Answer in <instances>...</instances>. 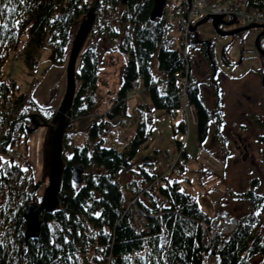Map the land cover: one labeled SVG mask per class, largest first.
Here are the masks:
<instances>
[{"label": "trees", "instance_id": "trees-1", "mask_svg": "<svg viewBox=\"0 0 264 264\" xmlns=\"http://www.w3.org/2000/svg\"><path fill=\"white\" fill-rule=\"evenodd\" d=\"M247 3L249 12L264 14V0ZM99 4L117 8L120 0H99L95 14ZM153 4L154 0H127L119 18L121 29L109 32L116 50L127 59L113 107L105 114L110 120L118 117L120 121H95L88 130V145L74 148L69 159L62 156L61 196L66 195V200L40 217L38 237L26 242L23 214L27 206L40 203V189L35 192L32 169L15 148L23 143L24 135L28 136L30 126L35 128L31 116L40 115L41 109L32 100L31 90L20 94L11 78L4 79L2 68L15 53L23 57L33 74L46 47L52 49L55 63H62L70 53L81 21L93 6L86 0H0V234L4 241L0 264H156L161 254L164 264H208L206 259H215L218 264H254L255 259H260L264 264V238L258 234L257 215L264 207V197L256 196L252 189L237 195L227 188L225 193L229 191L233 199L246 203L248 213L238 219L233 233H213L209 228L202 229L201 224H210L221 210L209 216L200 209L196 198L181 191L177 181L170 183L166 177L151 174L144 169L146 163L135 171L134 160L148 138L143 119L137 123L135 137L122 151L102 145L108 124L109 128L123 127L131 118L126 113L127 100L132 85L140 79L156 110L177 113L181 109V89L174 74L183 69L182 63L178 50L170 49L165 41L171 26L164 17L150 20ZM97 75L95 44L82 47L76 63L72 119L89 117L99 101ZM186 95L195 106L198 140L202 144L208 125L216 120L215 112L209 114L201 104L199 89L191 76ZM216 112L218 122L220 110ZM178 127L184 132L183 122ZM176 146L180 149L182 143L176 141ZM179 153L183 163L173 165L169 170L172 174L180 173L186 165L184 148ZM75 166L85 171L79 186L72 181L71 169ZM122 173L144 184L130 198L125 197L118 180ZM134 199L137 202L131 206ZM164 237L169 239L166 250L160 248ZM91 253L94 257L89 259Z\"/></svg>", "mask_w": 264, "mask_h": 264}, {"label": "rangeland", "instance_id": "rangeland-1", "mask_svg": "<svg viewBox=\"0 0 264 264\" xmlns=\"http://www.w3.org/2000/svg\"><path fill=\"white\" fill-rule=\"evenodd\" d=\"M97 1L86 0V3L94 7ZM199 1L204 4L213 3L208 0ZM179 2L180 0H166L165 11L168 12L169 17L171 10ZM187 2V0H182V7L185 6V10L189 13L194 9L195 1L191 0L186 4ZM234 3H245L246 6L248 4L247 0H236ZM124 4L126 3H122L120 0V5L117 8H113L109 4L102 6L99 4L96 9L94 26L92 25L85 39L83 49L95 44L98 57L96 97L99 101L89 117H81L77 120L73 118V120L70 116L67 119L68 125L65 127L62 149V156L66 159L72 157L74 148L88 145V130L95 121L101 118L112 124L120 121L118 117L110 120L105 117V114L113 107V99L121 84V72L127 60L116 50L114 42L109 38L111 30L121 29L119 18ZM249 13L264 16L262 13L252 11ZM174 16L175 14H173ZM214 16H222L224 20L227 17H230L231 20L235 19L233 15ZM173 17L166 21L168 26L174 24ZM202 17L193 15L191 20L188 19L189 27L191 28L201 21ZM239 22L240 27L248 25L244 20ZM211 27V24L207 23L198 27L199 29L197 28L201 38L213 34ZM181 30L183 31L181 28L179 30L177 25H173L167 33L165 41L174 51L179 49L180 38L185 34ZM257 34L258 29H251L244 37H238L235 40L230 37H216L213 47L214 64L220 71L219 75L224 77L215 78L219 97L214 94L216 88L210 83L212 72L203 60L198 47H194L192 46L194 44L191 45L186 41L187 47L192 46L190 52L188 51L192 65L191 72L188 63L183 59L184 47H180L178 57L183 69L175 73L174 76L187 77L191 75L193 83L199 89V101L209 114L215 112L216 120L211 122L210 126L208 125V132L202 144L198 140L195 106L188 99L182 98L181 109L177 113L156 110L144 82L139 80V89L137 86H132V94L127 100L126 113L131 118L123 127L111 126L109 128L111 124H108L106 134L101 139L103 147L122 151L135 137L137 123L143 119L146 123L148 138L146 143L139 148L134 160L135 171H138L139 165L146 163L147 166L144 169L151 174L158 178L166 177L170 183L177 181L181 191L196 198L200 209L209 216H213L221 210V213L238 221L248 213V207L244 201L233 199L228 194L229 191L225 193L227 188L231 190L232 194L237 195L252 189L256 196L264 197V91L260 87L256 75L250 74L259 67L254 45ZM183 43H185L184 40ZM223 51L227 63H224ZM69 55L68 52L62 63H55L52 49L46 47L41 52V58L34 73L30 74L23 57H16V54L13 53L2 68L4 79L11 78L17 86L18 93H27L31 90L32 100L39 110L41 109L40 115L34 114L38 115L37 123L41 125L44 120L49 125L48 127H39L33 132L29 131L28 136H23V143L15 148L25 158L26 164L31 167L36 184L35 192L40 189L38 197L41 200L44 190L49 184L53 138L51 127L54 129L57 127L56 113L66 90ZM240 61L242 63L239 65ZM155 63L154 58V66ZM154 73H156L155 69ZM182 79L185 81L184 78ZM139 105L147 107L150 112ZM216 108L220 110L218 122ZM2 111L3 108L0 104V112ZM181 121H184L186 125L183 128L184 132L178 127ZM32 129L34 128L30 126L29 130ZM176 141L183 143L187 159L184 170L172 174L169 170L173 166L168 167L167 159L170 158L175 166L181 165L179 152L182 148H177ZM169 149L174 154L170 155ZM14 156L17 157L16 154ZM118 180L125 197L128 198L144 187L141 179L134 181L131 174L122 173L118 176ZM37 186H39L38 190H36ZM149 194L155 198L152 190L149 191ZM155 200L159 203L158 199ZM143 202L148 203L145 199ZM258 219L260 220L258 234L264 238V207L258 214ZM203 224L205 222H202ZM88 257L92 259L94 254L91 253ZM206 260L207 263L209 262L208 264H218L215 259ZM253 263L261 264V260L255 259Z\"/></svg>", "mask_w": 264, "mask_h": 264}, {"label": "water", "instance_id": "water-1", "mask_svg": "<svg viewBox=\"0 0 264 264\" xmlns=\"http://www.w3.org/2000/svg\"><path fill=\"white\" fill-rule=\"evenodd\" d=\"M122 3H126L127 0H121ZM191 2V0H188ZM99 0L96 5L91 8L85 15L84 19L75 35L69 59L67 62V77H66V90L62 102L57 110L56 120L58 125L56 129L51 127L53 138L51 143V154H50V177L49 184L44 190L42 200L39 204H32L27 206L23 218L26 223L25 241L35 239L38 237L41 229L42 220L41 215L51 213L62 201L66 200V195L61 196V173H62V149L64 131L67 123V119L71 116L72 106L76 95V63L78 56L81 52L85 39L90 32L94 20L96 18L95 8L98 6ZM166 0H154V6L151 10L150 20L154 22L156 19H161L164 14ZM211 22L212 28L215 32L222 37H233L240 32L248 31L255 28H262V33L255 39L256 47L259 49V40L264 36V26L249 25L245 28L234 30L231 32H220L219 25L231 26L235 24V19L226 24L222 16H206L197 24L190 28V31L195 36L194 45L199 42L196 30L198 27ZM260 50V49H259ZM223 58H225L224 51L222 52ZM38 115H32L31 120L35 126L34 129L30 130L33 132L35 129L49 125L42 121L41 125L37 123L36 118ZM72 181L75 185L79 186L83 181L84 168L82 166H75L71 169ZM37 186L36 190H38Z\"/></svg>", "mask_w": 264, "mask_h": 264}, {"label": "built area", "instance_id": "built-area-1", "mask_svg": "<svg viewBox=\"0 0 264 264\" xmlns=\"http://www.w3.org/2000/svg\"><path fill=\"white\" fill-rule=\"evenodd\" d=\"M195 1V7L193 9V11L191 10V12L188 14L183 7L179 8L174 14L179 15L181 24H185L182 25V29L185 34L182 37V41H181V46L184 47V49L186 48V41H188V19L191 18V16L193 15H202V14H210V15H233L237 18H241L244 19L247 22H252V23H260V24H264V16H262L261 14H250L249 12L246 11V5L245 3H234L233 1H226L222 4L220 3H213V4H204L202 3V1L199 0H194ZM170 17H173V14H170ZM175 19V16L172 18V20ZM183 40L185 41V43H183ZM184 61H186V57H183ZM176 78L182 79V77L180 75L176 76ZM186 80V79H185ZM186 81L182 82V86L185 87V83ZM222 219V221H224V227H223V231L222 232H226L229 231V229H232V222L231 220H229L227 217H225L224 215H222L220 217ZM205 225V226H204ZM203 229L207 228L206 224L202 225ZM212 229L217 230V224L213 223V225L211 226Z\"/></svg>", "mask_w": 264, "mask_h": 264}, {"label": "flooded vegetation", "instance_id": "flooded-vegetation-1", "mask_svg": "<svg viewBox=\"0 0 264 264\" xmlns=\"http://www.w3.org/2000/svg\"><path fill=\"white\" fill-rule=\"evenodd\" d=\"M226 24L230 22V19H225ZM242 27H240V22H236L235 25H231V26H225V25H219V31L221 32H231L234 30H238L241 29ZM199 29V28H198ZM198 29L196 30L197 35L199 37V44L196 45V47H198V49L201 51V55L203 57V60H205L207 67L209 68V70H211L212 72V76H211V81L210 83L215 86L216 88V92L214 94H216L217 96L219 95V90H218V86L216 83V79L215 78H224L223 76H220L219 73L220 71L215 67V64L213 63V61L211 62L209 59V54H212V50L214 47V44L216 42V37H220L222 38V36L218 35L215 30L211 27L213 34H208L207 37H203L200 36V34L198 33ZM248 31H244V32H240L237 35H235V37H233L232 39L235 40L238 37H244L247 34ZM262 33V29H258V35H260ZM255 45V51L257 53V58L259 61V67L256 71H253L250 74H255L260 87L262 88V90L264 91V36H262L259 40V49L256 47V43L254 42ZM224 63H227L226 61ZM242 62H239V65Z\"/></svg>", "mask_w": 264, "mask_h": 264}, {"label": "snow or ice", "instance_id": "snow-or-ice-1", "mask_svg": "<svg viewBox=\"0 0 264 264\" xmlns=\"http://www.w3.org/2000/svg\"><path fill=\"white\" fill-rule=\"evenodd\" d=\"M9 2H11V0H9ZM21 3H23V0H21ZM4 7H7V5H5ZM14 11V9H13ZM0 15H3L2 12H0ZM6 27V25H5ZM259 213H257L258 215ZM4 247V241H3V238H2V234H0V250H2ZM156 264H164V259H163V254H161L160 256V259L156 262Z\"/></svg>", "mask_w": 264, "mask_h": 264}]
</instances>
